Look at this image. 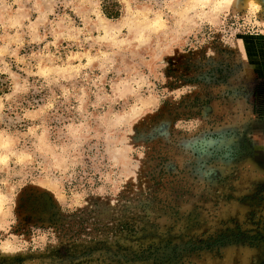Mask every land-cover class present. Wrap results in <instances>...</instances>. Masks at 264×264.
I'll return each instance as SVG.
<instances>
[{
	"label": "rangeland",
	"instance_id": "obj_1",
	"mask_svg": "<svg viewBox=\"0 0 264 264\" xmlns=\"http://www.w3.org/2000/svg\"><path fill=\"white\" fill-rule=\"evenodd\" d=\"M0 264H264V0H0Z\"/></svg>",
	"mask_w": 264,
	"mask_h": 264
},
{
	"label": "bare ground",
	"instance_id": "obj_2",
	"mask_svg": "<svg viewBox=\"0 0 264 264\" xmlns=\"http://www.w3.org/2000/svg\"><path fill=\"white\" fill-rule=\"evenodd\" d=\"M251 2V1H250ZM250 4V3H249Z\"/></svg>",
	"mask_w": 264,
	"mask_h": 264
}]
</instances>
